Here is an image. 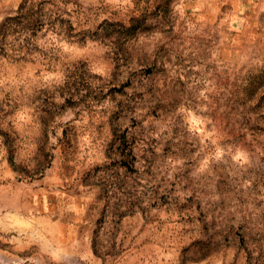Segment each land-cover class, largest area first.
<instances>
[{
  "label": "rangeland",
  "instance_id": "1",
  "mask_svg": "<svg viewBox=\"0 0 264 264\" xmlns=\"http://www.w3.org/2000/svg\"><path fill=\"white\" fill-rule=\"evenodd\" d=\"M0 264H264V0H0Z\"/></svg>",
  "mask_w": 264,
  "mask_h": 264
}]
</instances>
